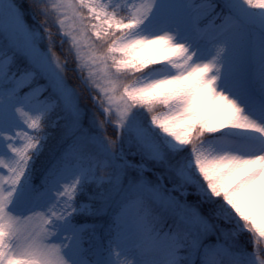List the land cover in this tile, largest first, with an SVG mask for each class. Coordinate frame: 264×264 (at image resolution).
<instances>
[{
  "label": "snow or ice",
  "instance_id": "obj_1",
  "mask_svg": "<svg viewBox=\"0 0 264 264\" xmlns=\"http://www.w3.org/2000/svg\"><path fill=\"white\" fill-rule=\"evenodd\" d=\"M0 264H264V0H0Z\"/></svg>",
  "mask_w": 264,
  "mask_h": 264
}]
</instances>
